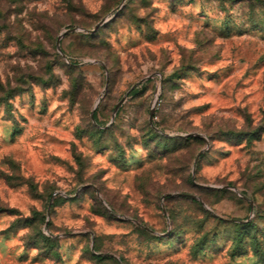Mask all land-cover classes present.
<instances>
[{
	"label": "rangeland",
	"instance_id": "1",
	"mask_svg": "<svg viewBox=\"0 0 264 264\" xmlns=\"http://www.w3.org/2000/svg\"><path fill=\"white\" fill-rule=\"evenodd\" d=\"M0 264H264V0H0Z\"/></svg>",
	"mask_w": 264,
	"mask_h": 264
},
{
	"label": "water",
	"instance_id": "2",
	"mask_svg": "<svg viewBox=\"0 0 264 264\" xmlns=\"http://www.w3.org/2000/svg\"><path fill=\"white\" fill-rule=\"evenodd\" d=\"M59 40H60V38L57 39V44H59Z\"/></svg>",
	"mask_w": 264,
	"mask_h": 264
}]
</instances>
